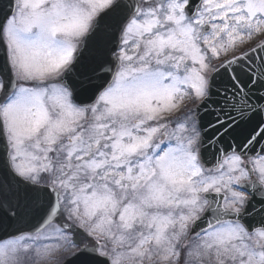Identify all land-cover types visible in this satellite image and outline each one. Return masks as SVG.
<instances>
[{
    "label": "snow or ice",
    "instance_id": "obj_1",
    "mask_svg": "<svg viewBox=\"0 0 264 264\" xmlns=\"http://www.w3.org/2000/svg\"><path fill=\"white\" fill-rule=\"evenodd\" d=\"M0 17V264H264V0Z\"/></svg>",
    "mask_w": 264,
    "mask_h": 264
},
{
    "label": "water",
    "instance_id": "obj_2",
    "mask_svg": "<svg viewBox=\"0 0 264 264\" xmlns=\"http://www.w3.org/2000/svg\"><path fill=\"white\" fill-rule=\"evenodd\" d=\"M7 2H8V0H0V9H2ZM0 18H2V17H0Z\"/></svg>",
    "mask_w": 264,
    "mask_h": 264
}]
</instances>
